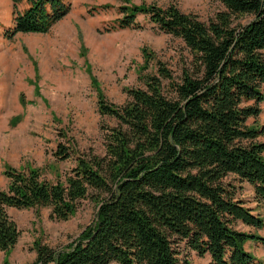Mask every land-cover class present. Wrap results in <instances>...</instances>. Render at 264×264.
<instances>
[{
	"label": "trees",
	"instance_id": "obj_1",
	"mask_svg": "<svg viewBox=\"0 0 264 264\" xmlns=\"http://www.w3.org/2000/svg\"><path fill=\"white\" fill-rule=\"evenodd\" d=\"M214 1L224 10L208 23L173 4L118 7L121 17L113 29L141 30L136 17L142 15L184 43L191 67L173 83L171 71L142 48V71L154 63L156 72L142 77L145 89H124L127 101L121 106L108 102L94 81L97 112L116 125L100 127L102 156L57 146L52 154L57 161L75 157L64 180L44 181L41 169L32 166L3 167V264H9L21 235L9 209H50V220L65 222L88 198L98 204L93 223L58 250L34 241L35 259L29 264H189L180 259L181 245L199 258L208 256L209 264H263L244 246L254 242L264 248V237L235 226L262 229L264 220L224 179L233 175L246 182L264 205V141L258 140L264 127L247 125L264 102V0ZM11 2L14 18L4 31L7 40L20 33H48L71 6L64 0ZM22 3L26 8L18 12ZM163 81H169L171 95L163 93Z\"/></svg>",
	"mask_w": 264,
	"mask_h": 264
},
{
	"label": "rangeland",
	"instance_id": "obj_2",
	"mask_svg": "<svg viewBox=\"0 0 264 264\" xmlns=\"http://www.w3.org/2000/svg\"><path fill=\"white\" fill-rule=\"evenodd\" d=\"M6 3L7 13L0 15V189L7 186L2 176L3 167L23 169L32 166L41 169L44 181L55 182L75 167L72 155L66 161H57L52 155L57 146L73 147L79 154L93 151L104 154L101 125L114 127L116 121L100 117L97 112V92L94 81L105 99L117 106L127 101L124 89H145L142 77L156 72L151 63L142 71V48L154 53L168 70L173 83H179L184 70L192 64V55L177 38L161 33L142 15L136 21L141 30L113 29L121 17L118 7L156 4L160 7L175 5L182 13L194 15L208 23L224 7L214 0H64L70 3L68 15L46 34H18L12 40L4 38L11 26L13 9ZM3 1H5L3 3ZM109 5L107 10L93 11V7ZM25 3L18 5L22 12ZM248 19L240 21L246 23ZM94 84V85H93ZM163 93L171 95L169 81L162 82ZM252 103V102H251ZM249 103V104H251ZM256 119L248 126L264 127V102ZM66 137L71 141H67ZM264 141V136L258 139ZM225 184L235 188L236 197L251 204L264 220V205H253L249 185L229 175ZM98 204L91 198L81 202L77 213L65 222L50 220V209H9L21 235L8 255L9 264H29L35 259L32 249L36 240L54 250L74 241L85 227L92 224ZM241 232L264 237V227L254 229L238 223ZM245 249L264 264V248L246 242ZM180 259L189 264H209L206 257L180 246ZM5 255L0 252V264Z\"/></svg>",
	"mask_w": 264,
	"mask_h": 264
},
{
	"label": "crops",
	"instance_id": "obj_3",
	"mask_svg": "<svg viewBox=\"0 0 264 264\" xmlns=\"http://www.w3.org/2000/svg\"><path fill=\"white\" fill-rule=\"evenodd\" d=\"M5 1H3V3H4ZM1 1H0V15H5L6 13H7V11H8V7L6 6V3L5 4H3L2 6H1ZM12 9H13V18H14V8H13V4H12ZM12 24H13V19H12V23H11V26H8L9 28L10 27H12ZM21 34V33H20ZM18 35V34H17ZM245 184H247L246 182H244ZM247 185H249V184H247ZM249 187L251 188V190H252V194H253V197H254V193H253V189H252V187L249 185ZM252 202H253V205H255V206H257V205H259V204H262V203H258V202H256L255 201V199L253 198L252 200H251ZM251 204H245V207H247V208H249V209H251L252 210V213L254 214V215H257V213L255 212V210L253 209V208H251ZM246 227H248V226H246ZM206 258L208 259V261H209V257L208 256H206Z\"/></svg>",
	"mask_w": 264,
	"mask_h": 264
}]
</instances>
